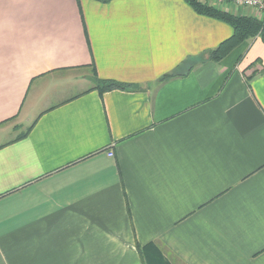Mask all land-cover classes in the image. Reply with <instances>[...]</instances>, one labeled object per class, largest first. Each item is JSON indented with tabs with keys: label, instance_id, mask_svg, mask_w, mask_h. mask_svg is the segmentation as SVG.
I'll return each mask as SVG.
<instances>
[{
	"label": "crops",
	"instance_id": "0c3cea01",
	"mask_svg": "<svg viewBox=\"0 0 264 264\" xmlns=\"http://www.w3.org/2000/svg\"><path fill=\"white\" fill-rule=\"evenodd\" d=\"M232 34L183 0H0V264H264V43L211 61Z\"/></svg>",
	"mask_w": 264,
	"mask_h": 264
},
{
	"label": "trees",
	"instance_id": "16d2710c",
	"mask_svg": "<svg viewBox=\"0 0 264 264\" xmlns=\"http://www.w3.org/2000/svg\"><path fill=\"white\" fill-rule=\"evenodd\" d=\"M183 1L186 2L197 14L222 21L228 24L233 29V34L229 39L225 40L216 49L209 52V59L211 61L215 63L222 61L233 50H235L237 47H239L240 45H242L247 41L258 38L264 43L263 20L249 16L234 15L230 12H226L214 6H211L208 3L201 2L200 0H183ZM78 2L80 3V0H78ZM258 64L262 65V61L260 59L256 60L253 64H251L250 67H254ZM261 71L264 73V66L262 67ZM255 73H257V71ZM182 75L183 74L180 71H178L174 74L166 75L161 79V82ZM252 79L253 78L251 77L249 80ZM96 80L97 83L95 89L99 90L100 93L111 92L115 90L135 91L140 89L138 85L123 83L116 80L98 79V78ZM33 125L29 127L24 133L20 134L12 142H16L26 138L30 134ZM140 252L145 256L146 264H168V262L161 255V252L159 251V249L156 248V246L151 245L148 248L140 249Z\"/></svg>",
	"mask_w": 264,
	"mask_h": 264
},
{
	"label": "built area",
	"instance_id": "2783aa9c",
	"mask_svg": "<svg viewBox=\"0 0 264 264\" xmlns=\"http://www.w3.org/2000/svg\"><path fill=\"white\" fill-rule=\"evenodd\" d=\"M217 5L224 7L225 9L233 6L235 8L243 7L256 11L257 14L264 18V0H213ZM113 157L111 153L109 155Z\"/></svg>",
	"mask_w": 264,
	"mask_h": 264
},
{
	"label": "water",
	"instance_id": "95a60500",
	"mask_svg": "<svg viewBox=\"0 0 264 264\" xmlns=\"http://www.w3.org/2000/svg\"><path fill=\"white\" fill-rule=\"evenodd\" d=\"M91 81L93 82V83H97V80L96 79H91Z\"/></svg>",
	"mask_w": 264,
	"mask_h": 264
},
{
	"label": "rangeland",
	"instance_id": "374dc122",
	"mask_svg": "<svg viewBox=\"0 0 264 264\" xmlns=\"http://www.w3.org/2000/svg\"><path fill=\"white\" fill-rule=\"evenodd\" d=\"M81 72H84V71H81Z\"/></svg>",
	"mask_w": 264,
	"mask_h": 264
}]
</instances>
